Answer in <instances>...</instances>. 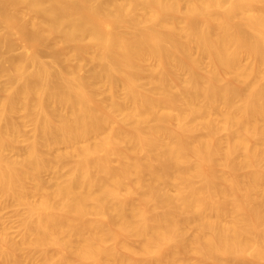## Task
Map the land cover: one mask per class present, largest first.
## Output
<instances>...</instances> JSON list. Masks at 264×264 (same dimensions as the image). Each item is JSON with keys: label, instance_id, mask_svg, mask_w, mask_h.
I'll use <instances>...</instances> for the list:
<instances>
[{"label": "bare ground", "instance_id": "6f19581e", "mask_svg": "<svg viewBox=\"0 0 264 264\" xmlns=\"http://www.w3.org/2000/svg\"><path fill=\"white\" fill-rule=\"evenodd\" d=\"M0 27V196L28 210L1 264L264 263V0H0Z\"/></svg>", "mask_w": 264, "mask_h": 264}, {"label": "rangeland", "instance_id": "374dc122", "mask_svg": "<svg viewBox=\"0 0 264 264\" xmlns=\"http://www.w3.org/2000/svg\"><path fill=\"white\" fill-rule=\"evenodd\" d=\"M1 32H4L3 31V28L2 27H0V34H2ZM19 46V47H18ZM22 48V46H20V44H18L16 47H15V49L13 50V52H12V54L10 55L9 54V56H14V57H23V56H20V55H22V54H24V52H23V50L21 49ZM45 48V47H44ZM43 48V49H44ZM18 49V50H17ZM41 49L40 50V59L43 61V62H46L47 64H52V60H53V58H52V53L50 54V52H51V50L49 49L48 50V48L46 47V49ZM47 50V51H46ZM42 52V53H41ZM48 53H49V55H48ZM8 56V55H7ZM74 61V60H73ZM74 63V62H73ZM76 63V62H75ZM90 68V67H89ZM85 70H87V72L88 71H90L91 70V68L90 69H88V68H85ZM85 70H84V72H85ZM86 72V73H87ZM2 76H0V97L1 96H3V94H4V90L5 89H7V88H4L3 86L5 85V87H7V85H8V82H7V79L5 78V77H2ZM2 85V86H1ZM3 88V89H2ZM2 92V93H1ZM101 98H105V95H102L101 96ZM119 98L120 99H124L125 98V92H124V90H122V89H120V91H119ZM16 117H17V120H18V124L20 123V124H22L21 126H22V128H23V126L25 125L26 127L24 128V129H22V134H23V138H22V136L19 138V143H18V145H17V149L15 150V151H12V152H9L10 153V157H12V156H14L15 158L17 157L18 158V156L19 157H22L21 155H23V153H22V151H24L27 147V142H26V139L27 138H31V137H33V135H34V130H32L34 127L28 122V121H26V118L24 117V115L22 116V114L20 115H16L15 116V119H16ZM22 117H23V119H22ZM25 118V119H24ZM14 119V120H15ZM22 119V120H21ZM19 121H21V122H19ZM24 122H26L25 124H24ZM28 122V123H27ZM29 124V125H28ZM28 125V126H27ZM31 125V126H30ZM33 127V128H32ZM33 132V134H31L30 135V133H32ZM24 133H26V134H24ZM29 134V135H28ZM25 139V140H24ZM22 140H23V142H22ZM65 150V148L64 147H60V148H58V150L56 151L57 153H59V152H62V151H64ZM16 152H18V153H20L19 155H18V153H16ZM9 153L7 154L8 156H9ZM15 153V154H14ZM12 155V156H11ZM13 157V158H14ZM111 165L113 166V168H118L119 167V163L117 162V161H112V163H111ZM219 170V172H224L225 170L223 169V168H219L218 169ZM65 171V170H64ZM63 173H66V171L65 172H63ZM52 175L50 174V173H44L43 175H42V178H43V180H46L47 182H49V180L50 181H52L53 180V178L51 177ZM45 181V182H46ZM198 183V182H197ZM172 194H175V192L173 191V190H171L170 191ZM36 200V198H30V201H35ZM134 201L135 202H137V198H134ZM27 208L26 207H24V206H22V205H19L16 201H14V200H11V199H9V200H7V199H2L1 198V196H0V233H2L3 235H5L8 239H10V240H12L13 242H18V243H21L22 242V240H23V238H24V230H23V222H24V220L27 218ZM162 212V210L161 209H159L158 210V213H161ZM90 220H92V221H96V218H90ZM104 221H106L105 219H104ZM195 235V230L192 228V227H190L189 228V231H188V239H191V238H193V236ZM23 237V238H22ZM113 237L115 238V239H110L108 242H107V244H106V247L107 248H113L114 246H115V244H116V239H119L120 237H121V235H120V233L117 231V230H114L113 231ZM128 244H129V246H130V248L132 249V250H139L140 249V247H141V243H140V241L138 240V239H134V238H131V239H129L128 240ZM24 251V250H23ZM22 251V252H23ZM21 252V254L19 255V257H20V259H21V261H22V263L23 264H34V262H35V264H37V263H39L40 261H41V257L40 256H38V255H35L34 253H31L29 250H27V251H25L24 253H22ZM25 253H27V254H29L28 256H25L26 254ZM32 255H31V254ZM23 254H24V256H25V258L27 259V257H29L28 258V261H27V263H26V259L25 258H23L24 256H23ZM35 255V256H34ZM124 255L126 256V257H128V260H129V262L130 263H132V256L130 255V254H128V253H125L124 252ZM31 256V257H30ZM33 256V257H32ZM34 257H37L38 258V260H37V258H35L34 259ZM54 257L55 258H57V255L55 254L54 255ZM0 258H1V255H0ZM31 258V259H30ZM152 257H149L148 259H150V260H153V259H151ZM32 259H34V260H32ZM31 260V262H29ZM40 260V261H39ZM185 260L186 261H188L190 264H199L198 262H197V258L193 255V254H189V255H187L186 257H185ZM38 261V262H37ZM2 263V260H0V264ZM40 263H42V261L40 262ZM39 263V264H40ZM240 263V262H239ZM206 264H209V263H206ZM236 264H238V263H236ZM245 264H253L251 261H247ZM262 264H264V263H262Z\"/></svg>", "mask_w": 264, "mask_h": 264}]
</instances>
